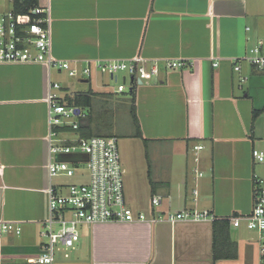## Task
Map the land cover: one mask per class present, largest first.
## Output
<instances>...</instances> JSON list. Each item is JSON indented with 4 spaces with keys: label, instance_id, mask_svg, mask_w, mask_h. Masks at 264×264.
<instances>
[{
    "label": "crops",
    "instance_id": "obj_1",
    "mask_svg": "<svg viewBox=\"0 0 264 264\" xmlns=\"http://www.w3.org/2000/svg\"><path fill=\"white\" fill-rule=\"evenodd\" d=\"M35 1L50 8L53 57L80 73L97 61L139 56L149 66L159 64L158 76L127 86L135 95L137 126L126 145L136 175L134 195L128 197L125 184L128 205L149 217L209 211L220 222L218 232L211 221L89 226L77 253L69 259L58 254L54 264H262L258 233L221 222L251 213L255 179L264 180V162L253 156L264 153V73L245 61L264 36V0ZM173 60L188 65L167 69ZM66 72L0 64V264H35L50 215L47 190L65 186V177L49 175V94L61 101L90 97L91 109L115 105L104 93L111 90L110 76ZM198 145L203 149L195 151ZM54 159L80 166L87 156ZM155 197L159 207L152 205ZM9 223L20 224L22 233L5 232Z\"/></svg>",
    "mask_w": 264,
    "mask_h": 264
},
{
    "label": "built area",
    "instance_id": "obj_2",
    "mask_svg": "<svg viewBox=\"0 0 264 264\" xmlns=\"http://www.w3.org/2000/svg\"><path fill=\"white\" fill-rule=\"evenodd\" d=\"M17 0H0V64H44L49 68L68 71L70 76L83 74L90 77L94 70L111 76L117 83L118 74H126L124 82L118 85L117 94H123L129 84L136 80H148L160 74L159 64L152 66L143 57H135L130 61H97L88 64L81 73L68 62L53 57L50 8L36 6L26 14L16 11ZM247 61L257 71L264 73V36L246 56ZM188 64L185 61H167L169 70H180ZM236 71L241 67L236 64ZM132 78L134 79L132 81ZM54 89L60 85L55 83ZM49 103V148L52 161L49 165L50 178H73L79 175L86 181L72 184L65 193L60 192L64 185H51L49 195L48 219L43 223L41 237L44 240L43 252L33 258L35 264H54L58 254L69 259L77 249L81 240L80 227L107 223H148L156 226L160 223L175 224L179 221H217V217L209 211L183 210L177 213H165L147 216L136 213L127 203L125 195V170L119 149L118 138L93 136L90 138L67 139L71 134L79 132L80 120L86 115L77 114V108L62 103L58 95L51 93ZM203 146L198 145L195 151ZM83 154L87 156V175L75 164L57 161L56 156ZM258 162H264V153L253 152ZM196 173L203 177L199 170ZM197 195V192H195ZM152 205L159 207L161 200L153 198ZM234 227L245 225L248 230L259 235L264 249V180L255 179L254 207L251 213L226 218ZM5 232L22 233V226L16 223L3 225ZM264 264V260L263 263Z\"/></svg>",
    "mask_w": 264,
    "mask_h": 264
},
{
    "label": "rangeland",
    "instance_id": "obj_3",
    "mask_svg": "<svg viewBox=\"0 0 264 264\" xmlns=\"http://www.w3.org/2000/svg\"><path fill=\"white\" fill-rule=\"evenodd\" d=\"M263 13H264V6H263ZM63 72L66 71L63 70ZM105 76H109V75L105 74ZM118 76H119L118 83L110 76L113 79L110 80L111 90H109L110 92H104L106 94L107 100L113 102L115 105H113L109 109L103 108L102 105L101 106L96 105L93 106L92 109L90 108V109H84V110L81 109V110L83 115L85 114L86 117H92L93 119L92 127L94 130L92 135L101 136L110 133L118 138L119 149L124 163L126 194L128 193V197H129V195L135 194L136 175L134 171H132V169L130 168V166L132 165V154H130V152L128 153V149L126 145L129 142V138L135 136L137 126H136V122L133 121V114L131 113V109H130L132 107V102H131V94L129 92V89L127 88L124 94H117L115 92L118 88V85L124 82V77L126 76V74L121 72L118 74ZM79 167L81 168V172L84 174V177H86L88 173L86 170V163L84 164V162H81ZM61 181L65 183V187L64 189L60 188V192L65 193L67 191V188H69L72 184H81L82 182H85L86 179L85 178L74 179V182L70 183L71 182L70 180H66L65 178H62ZM58 182H60V180H57V183ZM80 231L82 233V241L77 246L78 248L77 251L80 249V244L84 243L86 236L90 237L91 235V229L89 226L86 225L81 226ZM77 251H73L72 253L73 254L77 253ZM81 252L82 251H80V253Z\"/></svg>",
    "mask_w": 264,
    "mask_h": 264
},
{
    "label": "trees",
    "instance_id": "obj_4",
    "mask_svg": "<svg viewBox=\"0 0 264 264\" xmlns=\"http://www.w3.org/2000/svg\"><path fill=\"white\" fill-rule=\"evenodd\" d=\"M36 7V1L35 0H17L16 3V11L18 14H26L30 9ZM131 102L133 103L132 107H131V112L133 113V117L135 118V107H134V103H135V95L134 92H131ZM62 103L67 104L68 106H72L75 108H79V109H90L92 107V99L90 97L84 96V95H76V96H68L65 99L62 100ZM90 120V125L88 127H81L80 128V134L83 138H90L93 137L94 135H92L93 133V119L92 117H87ZM104 137H111L112 134L108 133L106 135H101ZM217 222V221H215ZM228 220L225 219L223 222H221V224H224L226 226V224L228 225ZM220 225V222L216 223V229L217 232L219 231L218 226ZM224 226V227H225ZM222 236H225V234H227V231L222 230L220 233Z\"/></svg>",
    "mask_w": 264,
    "mask_h": 264
},
{
    "label": "water",
    "instance_id": "obj_5",
    "mask_svg": "<svg viewBox=\"0 0 264 264\" xmlns=\"http://www.w3.org/2000/svg\"><path fill=\"white\" fill-rule=\"evenodd\" d=\"M125 79V78H124ZM134 79L132 78V81H133ZM140 84H143V81L142 80H139L138 81ZM80 113H81V110L80 109H77V114L78 115H80ZM89 124V119L88 118H82L81 120H80V125L82 126V127H86L87 125ZM171 224V223H170ZM101 225H96V226H94V229H98L99 227H100ZM146 226H149V225H146ZM43 251H41L40 253H42Z\"/></svg>",
    "mask_w": 264,
    "mask_h": 264
}]
</instances>
